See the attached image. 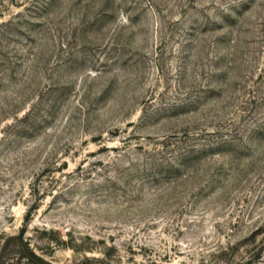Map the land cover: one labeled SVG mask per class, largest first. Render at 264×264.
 I'll use <instances>...</instances> for the list:
<instances>
[{
    "label": "rangeland",
    "instance_id": "1",
    "mask_svg": "<svg viewBox=\"0 0 264 264\" xmlns=\"http://www.w3.org/2000/svg\"><path fill=\"white\" fill-rule=\"evenodd\" d=\"M0 264H264V0H0Z\"/></svg>",
    "mask_w": 264,
    "mask_h": 264
}]
</instances>
